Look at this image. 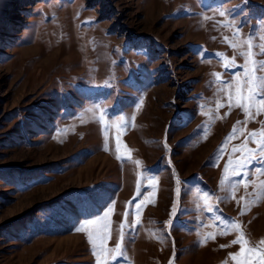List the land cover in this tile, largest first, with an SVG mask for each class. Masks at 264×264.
<instances>
[{"label": "rangeland", "instance_id": "rangeland-1", "mask_svg": "<svg viewBox=\"0 0 264 264\" xmlns=\"http://www.w3.org/2000/svg\"><path fill=\"white\" fill-rule=\"evenodd\" d=\"M220 8L230 15L221 17ZM233 19L242 40L260 36L264 0H0V264H96L86 233L75 229L113 202L106 247L115 248L125 223L127 258L111 264H234L229 253L239 245L220 246L239 233L218 235L217 216L240 223L252 241L264 238V200L243 216L237 203L253 186L219 199L227 196L220 181L229 156H242L233 148L264 127V113L254 112L237 125L245 114L229 113L212 75L228 81L242 71L224 67L238 51L224 39L235 26L217 21ZM95 105L111 119L135 114L137 127L121 136L127 159L116 158L115 126L104 150L100 113L85 111ZM234 125L243 133L221 154ZM208 233L216 238L204 241Z\"/></svg>", "mask_w": 264, "mask_h": 264}, {"label": "snow or ice", "instance_id": "snow-or-ice-1", "mask_svg": "<svg viewBox=\"0 0 264 264\" xmlns=\"http://www.w3.org/2000/svg\"><path fill=\"white\" fill-rule=\"evenodd\" d=\"M247 2V0H245ZM221 17L230 15V12L225 9H216ZM205 20L212 19L211 17H204ZM217 23L222 24L224 27L235 26V31L232 33V39L229 40L228 37H225V41L228 43L229 47L236 51V55L232 59L224 64L225 68L237 67L242 71L234 72L231 79L224 81L221 79V73H213L212 75L220 82L219 91L225 92L228 104H229V113L233 107L240 108L245 114V121H237V125L240 123L247 124L248 119H254L253 112L255 115H260L264 113V33L260 36H255L249 33L245 39H241L242 29L240 23L235 19L224 23L223 21H217ZM258 41V42H257ZM246 48V50H244ZM202 58L204 52L199 53ZM217 57H220L222 61L227 60V57L223 53L217 52L215 54ZM237 57L243 59L244 63L237 64ZM235 100V103H233ZM143 104V100L136 105L137 110ZM217 108L224 107L223 103L220 101L216 102ZM203 108V106H201ZM86 112L98 111L100 113L99 117L96 119L101 124V130L105 136V151H108L107 141H108V132L115 126L117 132L119 133L116 137V147L115 151L117 153V159L123 160L127 159L126 157H121L119 155L121 150V136L125 134V131L130 128L137 127L135 122V114L131 116L121 115L115 119H111L107 116V112L101 109V106L95 105L92 108L86 109ZM229 113H225L227 116ZM208 115V113H203ZM110 121V122H106ZM243 133V129H238L236 125L233 126L232 132L228 137L225 138L223 145L220 148V153L223 154L227 144L230 140L235 138L237 134ZM256 144V148H249L248 143ZM127 151H132L127 148V145H123ZM164 147L166 150H169L167 147V142L165 141ZM170 151V150H169ZM234 153L237 151L242 152V156L237 158L235 161L229 156L227 163L224 166V172L220 181L221 188L226 191L227 196L219 198L223 199H235V193L238 190L240 185H244L245 189L249 186H253L254 190L252 193L248 194V197H240L237 203L239 204L243 201L241 205V216H243L254 204H258L261 200H264V180H260L259 184H255L251 179L253 175L264 176V127L259 131H253L245 137L243 145L234 147L232 150ZM258 163L261 167L250 169V166L253 163ZM137 165L141 162L139 160L135 161ZM169 165L171 161L169 160ZM231 170V175L229 172ZM173 175L176 173L173 170ZM239 177V179H236ZM153 180H157L158 177H152ZM179 183V181H177ZM227 183V187H225ZM147 187L155 188V185H149ZM145 188L143 191H146ZM177 194H179V189H177ZM136 196H142V189L140 187V181L137 180V192ZM204 198L209 197V193H203ZM145 200L141 199L140 203L135 204V213L138 216L139 210L145 204ZM148 203L151 202L150 199L147 200ZM114 203L109 205L107 211L104 212L102 216H97L95 219H87L82 223H79L76 227V232H85L89 244L92 246V253L96 257V264H111L112 260H116L118 257L125 256L123 240L125 239L126 232L124 231L126 224H120V236L119 240L115 245V248L106 247V242L110 238V220H108L109 215L113 212ZM131 203V202H129ZM209 212L215 211L214 208L207 206ZM177 212V203L174 201L173 210L170 213V219L166 222L168 227H171L174 223V216ZM132 213L125 212V218ZM217 221L216 227L220 229L217 233L218 235H227L231 231L238 232V236L230 242V245H221V248L229 247L231 245H239V251L235 253H229V257L234 264H264V238H261L259 241H252L250 238H246L245 232L242 230L241 224L233 220H226L222 216L215 217ZM139 224V220H136L134 224L127 225L131 229H135L136 225ZM95 225L94 229L89 226ZM216 234L208 233L204 237V241L209 239H215ZM203 242V241H202ZM111 257V260L109 259ZM127 257L125 256V259ZM169 264H173V261L170 259ZM223 264H228V260H225Z\"/></svg>", "mask_w": 264, "mask_h": 264}]
</instances>
